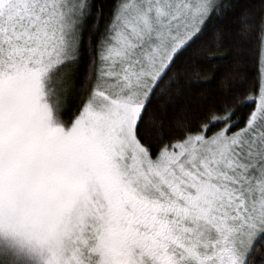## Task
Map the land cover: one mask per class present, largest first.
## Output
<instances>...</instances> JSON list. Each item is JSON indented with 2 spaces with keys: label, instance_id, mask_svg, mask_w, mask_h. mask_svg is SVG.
<instances>
[{
  "label": "snow or ice",
  "instance_id": "6c2138e0",
  "mask_svg": "<svg viewBox=\"0 0 264 264\" xmlns=\"http://www.w3.org/2000/svg\"><path fill=\"white\" fill-rule=\"evenodd\" d=\"M24 252L264 264V0H0V264Z\"/></svg>",
  "mask_w": 264,
  "mask_h": 264
},
{
  "label": "rangeland",
  "instance_id": "374dc122",
  "mask_svg": "<svg viewBox=\"0 0 264 264\" xmlns=\"http://www.w3.org/2000/svg\"><path fill=\"white\" fill-rule=\"evenodd\" d=\"M19 264H43L42 258L38 254L21 253Z\"/></svg>",
  "mask_w": 264,
  "mask_h": 264
},
{
  "label": "trees",
  "instance_id": "16d2710c",
  "mask_svg": "<svg viewBox=\"0 0 264 264\" xmlns=\"http://www.w3.org/2000/svg\"><path fill=\"white\" fill-rule=\"evenodd\" d=\"M251 3H258L259 0H250ZM203 78V77H201ZM76 111V104L74 102V100H69V103L63 113V119L65 121H70L71 119H73V114L75 113Z\"/></svg>",
  "mask_w": 264,
  "mask_h": 264
}]
</instances>
